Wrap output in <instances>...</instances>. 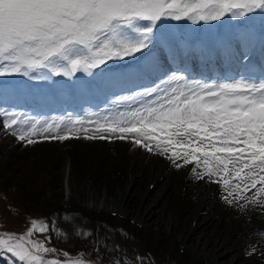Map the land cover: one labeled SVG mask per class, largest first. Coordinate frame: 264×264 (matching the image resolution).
Returning a JSON list of instances; mask_svg holds the SVG:
<instances>
[{
  "label": "snow or ice",
  "instance_id": "1",
  "mask_svg": "<svg viewBox=\"0 0 264 264\" xmlns=\"http://www.w3.org/2000/svg\"><path fill=\"white\" fill-rule=\"evenodd\" d=\"M256 10L264 11V0H0V76H27L39 69H50L57 76L91 74L92 69L109 61L150 51L154 27L162 18L217 21L227 14L244 16ZM161 48L171 49L174 59L195 55L170 40L163 41ZM57 61L64 62L62 69L56 67ZM158 66L154 59L152 70ZM184 79L172 75L164 83L179 85ZM159 91L164 95L127 117L122 113L116 119L105 117V123L96 121L94 134L83 138L106 139L107 133L124 140L131 134L134 144L159 155L171 153L166 158L173 163L179 159L183 165L192 164L198 178L206 176L210 182L221 184L227 203L243 199L264 205L259 199L264 197V81L240 80L218 86L195 83ZM139 95L151 97L154 92ZM16 123L13 119L5 127ZM39 124L37 120L19 139L35 135ZM64 124L63 119L53 121L43 131H55ZM68 124L73 127L67 132L73 135L89 131L74 127L83 120H69ZM52 139L63 141L69 135L57 134ZM253 189L251 197L244 195ZM32 226L37 229L38 222L33 221ZM38 230L43 232L46 226L40 225ZM27 235H32V229ZM24 239L0 236V255L10 253L21 264H43L37 253L50 249L32 241L27 242L31 247H26Z\"/></svg>",
  "mask_w": 264,
  "mask_h": 264
},
{
  "label": "bare ground",
  "instance_id": "2",
  "mask_svg": "<svg viewBox=\"0 0 264 264\" xmlns=\"http://www.w3.org/2000/svg\"><path fill=\"white\" fill-rule=\"evenodd\" d=\"M261 12L259 15H252L249 21L243 22L236 32L229 28V18H223L222 21H215L213 24H210L211 20L201 21L200 42L194 44L196 47L194 51L205 50L208 54L218 56L225 51L227 53L229 49L234 51L235 57L238 58L246 51L250 38L261 35V50L258 58L262 59L264 27L262 28L260 22V15L263 14ZM248 23H252L251 28H248ZM184 24L191 29L192 20L187 19ZM193 25L195 26V22ZM184 27L183 30L189 32ZM163 29L165 33L168 32L167 27ZM214 29L219 33L216 43L213 42ZM188 38L189 35L186 34L185 41H188ZM151 45L146 57V65L151 66L154 59L158 61L159 66L153 71L160 74L157 76V81L165 85L164 81H167L173 73H170L165 66L162 54L155 46L156 43ZM180 46L184 49L182 44ZM127 60L128 64H132L131 57ZM65 78H62L64 83L55 82V87L72 88L80 83L77 81L70 83ZM96 81L102 88H99L97 93L103 90L105 92V96L98 101L105 112H86L80 119L83 120V124L74 126L86 129L84 123L88 124L89 131L83 132L87 135L94 134L96 121L105 123V117L119 118L120 115L113 116L117 110V113L121 112L127 117L130 112L142 109L160 96L154 95L152 99L140 96L142 92L132 95L130 94L133 93L132 91L136 93L132 90L134 88L128 89V92L125 87L118 85V82L115 83L112 77H101ZM185 84L192 83L183 80L176 86ZM53 86L54 84L52 88H55ZM88 86L90 85L82 83L77 88L80 87L79 90L84 91ZM44 89L48 88L44 87ZM62 92L63 89L48 94L54 99H64L66 96L62 95ZM125 97L137 98L126 100ZM139 102L141 105L145 104L137 107ZM123 105H134V107L125 108ZM3 116L0 115L1 170L5 171L10 163L13 164L10 169L23 170L22 165L32 166L38 161L37 165L41 166L44 161L46 171L39 169L28 177L31 182L32 177L36 176L42 185L39 196L30 199L36 202L42 199L46 203L50 201L54 205L62 203L69 208L73 207V211L65 216L68 217V225L63 227L68 237L72 236L75 239L87 237L86 234L91 230L95 232L97 240H102L112 229L118 231L117 233L133 234L141 238L139 240L148 249L164 255L170 264H251L244 256L243 260L239 250L242 249L241 244L254 242L258 233L256 228L263 225L262 215L256 211H262L264 205L252 203L247 207L248 212L244 213L241 202L245 200L227 203L224 199L227 193L221 184L210 182L206 176L202 179L198 178L192 172L194 167L192 164L183 165V161L179 159L173 163L166 158L168 154L159 155L157 151H148L134 144L131 134L124 140L107 133L105 135L109 138L106 139L79 141L71 137L56 143L43 142L41 147H35L32 143L15 139L7 131ZM152 146L155 147V142H152ZM21 153L25 156H21ZM37 153L40 154L39 159L36 157ZM181 162L182 166L177 168L176 164ZM59 165L64 174L62 183L55 180ZM95 168L98 170L93 171L92 169ZM17 171L19 170L15 173ZM134 186L139 190L133 189ZM250 192L253 195L254 190L244 195L251 197ZM198 197L200 200L198 205H195V198ZM221 214L230 216L231 222L220 219ZM213 224L218 228L214 229ZM222 225L231 226V230L227 235L222 233L223 235L219 237ZM249 232L254 233L253 237L248 236ZM208 245L212 247L207 248Z\"/></svg>",
  "mask_w": 264,
  "mask_h": 264
},
{
  "label": "rangeland",
  "instance_id": "3",
  "mask_svg": "<svg viewBox=\"0 0 264 264\" xmlns=\"http://www.w3.org/2000/svg\"><path fill=\"white\" fill-rule=\"evenodd\" d=\"M260 12H261L260 10H256L254 12L246 13L245 16L227 14L223 18H229L228 25L229 28H231L234 21L240 20L242 19V17L251 18L252 15L254 16L259 15ZM262 12L263 14L260 15L261 16L260 22L263 24L264 11ZM223 18H221L220 21H222ZM186 20L187 18L182 19V21H186ZM160 22L164 24V26L167 25L168 27H171L173 23H175V20L171 18H162ZM194 22L195 20H192V24ZM210 24H213L212 20L210 21ZM155 46L157 48V45ZM146 50L147 49H145L144 52ZM124 59L122 60L115 59L112 60V62L109 61L107 62L106 66L108 67L109 65H111L113 62L116 61L122 62ZM160 62H162V60H160ZM61 63H62L61 61L56 62V67L58 69L62 68ZM106 66H101L100 68H98V70H101ZM42 74H45L47 77L45 69H39L38 71L29 72L27 76L16 73L11 75L0 76V83L3 84L4 81L14 82L17 77L23 79L27 77H29V79H35V77L37 76V78L42 79L43 78ZM65 77L63 78H65L68 81L67 76ZM13 85L17 86L16 84ZM43 85L45 88L52 86V84H48L45 82L43 83ZM4 100H6V98H2V100L0 99L1 102L0 110L1 108L4 109L8 104V103L6 105L3 104ZM144 104L145 103H142L141 105V102H139L137 104V107H142ZM117 111L114 112L113 116L118 117L119 115L122 114L121 112L117 113ZM7 112H6V116L5 115L3 116L4 117L3 123L5 125L13 119L17 121L16 124H13L14 127L13 126H11L10 128L6 127L7 131L11 133L15 139H19L20 135L28 133L32 125L35 124L36 122L34 120L30 121L25 119H22L20 121V118L18 119L13 114H10L11 112H13L11 108L8 109ZM47 123H51L50 120L47 119L41 121V124L36 125V134L25 135V139L22 140V142L28 143V140H34L35 143L32 144H34L35 147L36 146L41 147L40 145L43 142L56 143L57 141H59L58 139H50L53 135H57V134L64 135L66 133H68L69 138L71 137L75 138V136L78 135L80 138H76V139H78L79 141L87 140L83 138L86 135L85 133H83L84 131H78L75 133V135H73V133L67 132V128L72 127V125H69L68 123H65L63 127L55 131L44 132L43 128ZM65 125H67V127ZM84 125L86 129H89L87 127L88 124L84 123ZM75 128L84 129L83 127L81 128L75 127ZM91 132L92 131H90V134ZM1 153L2 151H0V155ZM21 156L24 157L25 154L21 153ZM36 157L37 159H39L40 154L37 153ZM37 163L39 162L37 161ZM37 163L32 166L22 165L23 170L16 169L19 170L16 173H15L16 170L10 169V167L13 165L11 163L6 166L5 171L1 170V166H0V236H3L4 234L14 235L16 237L22 236L25 238L23 242L25 243L26 247H31V245L27 243L28 241L42 243L45 248L50 249V251L47 253L43 251L37 253L43 258V264H49L50 261H57L58 264H73V262L78 260L83 261V264H170L169 261L166 260L164 255L154 253L153 251L148 249V247L141 240H139L141 238L136 237L133 234L117 233L118 231L116 232L110 229L109 235L105 234L102 240L101 239L97 240L95 232H92L91 230L89 231L88 234H86L87 237L84 236L76 239L75 237L72 236L68 237L63 229L64 226L68 225V217L65 216L71 213L74 208L73 207L69 208L67 207V205L60 203V201L58 202V200L56 201L57 203L60 204L54 205L53 203H50V201L46 203V201H43L42 199H40L39 201L37 200V202L34 201L33 199H30L31 197L35 198L39 196V191H41L42 185L38 182V178L36 176L32 177L31 182L28 177H31V175L34 174V171H37L39 169L46 171L45 169L46 164L44 161L42 162L41 166L37 165ZM178 164H182V162ZM60 168L61 165H59L58 167L55 180L57 182L62 183L64 181V174L62 173V170H60ZM87 170L89 171L88 168ZM92 170L95 171L98 170V168ZM133 189L139 190V188L136 186H134ZM27 198L30 200H28ZM58 198H60L59 195ZM259 199L264 200L263 197H260ZM199 200H200L199 197L195 198L194 204L198 205ZM247 202L248 201L241 202L243 205L241 209L242 210L244 209L243 210L244 213L247 211V207H249L252 204L251 202H249V204ZM262 211L264 212V209ZM262 211L260 212L256 211V213L262 215V217L261 216L260 217L262 219L263 225L261 224L262 226H258L256 228V231L258 233L257 236L255 237L254 242H249L248 244H241L242 249L241 251L239 250L240 254H242L241 255L242 258L244 256L246 259L249 260L251 264H264V213ZM225 217H226L225 215L224 216L222 214L219 215L220 219L222 220L225 219L228 223H230L231 222L230 216H227L226 218ZM86 218L88 217L86 216ZM33 221L38 222L37 229H33L32 226ZM40 225H45L46 230L43 232L39 231L38 228ZM213 226L214 229L218 228L217 226L215 227L214 224ZM30 229H32V235L28 236L27 233L29 232ZM222 229L220 230L219 237L223 234L227 235L231 230V226L228 227V225H222ZM253 235H254L253 232L248 233L249 237L250 236L253 237ZM211 247H212L211 245L207 246V248H211ZM14 261L15 264H21V262L11 257L10 253H5L3 255H0V264H14Z\"/></svg>",
  "mask_w": 264,
  "mask_h": 264
}]
</instances>
